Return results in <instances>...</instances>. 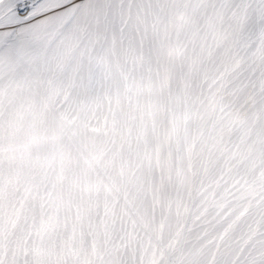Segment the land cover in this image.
<instances>
[{"label":"snow or ice","instance_id":"obj_1","mask_svg":"<svg viewBox=\"0 0 264 264\" xmlns=\"http://www.w3.org/2000/svg\"><path fill=\"white\" fill-rule=\"evenodd\" d=\"M33 93L119 174L79 234L0 264H264V0H0V139Z\"/></svg>","mask_w":264,"mask_h":264},{"label":"bare ground","instance_id":"obj_2","mask_svg":"<svg viewBox=\"0 0 264 264\" xmlns=\"http://www.w3.org/2000/svg\"><path fill=\"white\" fill-rule=\"evenodd\" d=\"M60 112L74 136L58 123L41 94L13 98L7 130L0 139V202L4 208L0 222L16 224L17 229L9 244L3 242L0 226V241L5 245L32 232L33 240L59 246L69 234H79L86 227L103 180L95 163L93 167L85 156L86 150L100 157L111 177L119 174V165L104 154L102 129L79 113ZM22 187L28 189L23 207L17 198Z\"/></svg>","mask_w":264,"mask_h":264},{"label":"rangeland","instance_id":"obj_3","mask_svg":"<svg viewBox=\"0 0 264 264\" xmlns=\"http://www.w3.org/2000/svg\"><path fill=\"white\" fill-rule=\"evenodd\" d=\"M117 71H119L118 69H117ZM53 114H54V116H55V118H56V120L58 121V123L59 124H61V126L63 127V128H66L67 129V131L68 132H71V134L70 135H73V132L71 131V129H70V126H69V124L67 123V121H66V119H65V117L62 115V113L60 112V111H53ZM61 117V118H60ZM74 136V135H73ZM71 138L74 140V138L71 136ZM76 139V138H75ZM82 146H85V144L83 143V142H81V141H78ZM20 145L22 144V142L21 143H19ZM84 149H85V147H83ZM109 148V149H108ZM86 150V149H85ZM107 153V154H106ZM104 154L105 155H108V156H111V149H110V145H108L107 143H106V141H105V151H104ZM85 156L87 157V159L89 160V162L91 163V165L93 166L94 164H93V162L95 163V165H96V168H95V170H97V173L98 174H100V176L103 178V180H105V179H107L109 176H111L110 175V173H109V171L105 168V166L103 165V163H102V160L100 159V157H97L96 155H94V154H92L90 151H88V150H86V154H85ZM93 158H92V157ZM93 159V160H92ZM95 165L93 166V167H95ZM103 180H102V183H103ZM0 212H2L1 210H3L4 208L2 207V203L0 202ZM1 214V213H0ZM6 225V226H5ZM5 225H1V222H0V226L2 227V230H1V234L3 235V242H5V243H9L10 244V242H12V236H13V234L15 233V230L17 229L15 226H16V224H13V223H7V224H5ZM14 229V230H13ZM4 232V233H3ZM9 232V233H8ZM12 233V234H11ZM31 233V234H30ZM30 233H27V235H29L30 234V236H32L31 238L33 239V233L32 232H30ZM11 234V235H10ZM11 237H10V236ZM6 237V238H5ZM10 237V238H9ZM10 239V240H8V239ZM6 239V240H5Z\"/></svg>","mask_w":264,"mask_h":264}]
</instances>
